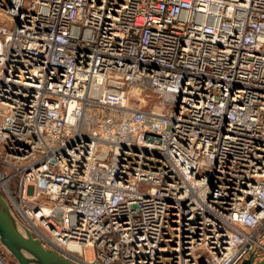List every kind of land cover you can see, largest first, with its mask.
<instances>
[{"label":"built area","instance_id":"1","mask_svg":"<svg viewBox=\"0 0 264 264\" xmlns=\"http://www.w3.org/2000/svg\"><path fill=\"white\" fill-rule=\"evenodd\" d=\"M0 194L74 264L264 259V0H0Z\"/></svg>","mask_w":264,"mask_h":264},{"label":"water","instance_id":"2","mask_svg":"<svg viewBox=\"0 0 264 264\" xmlns=\"http://www.w3.org/2000/svg\"><path fill=\"white\" fill-rule=\"evenodd\" d=\"M0 243L17 264H74L57 252L44 248L13 216L0 194ZM240 264H264L250 257Z\"/></svg>","mask_w":264,"mask_h":264},{"label":"rangeland","instance_id":"3","mask_svg":"<svg viewBox=\"0 0 264 264\" xmlns=\"http://www.w3.org/2000/svg\"><path fill=\"white\" fill-rule=\"evenodd\" d=\"M133 101L134 102H140V104L145 105L147 109H158V103H157V98L154 94L150 92H142L140 95H135L133 96ZM88 258H90V253H87ZM15 261V260H14Z\"/></svg>","mask_w":264,"mask_h":264},{"label":"bare ground","instance_id":"4","mask_svg":"<svg viewBox=\"0 0 264 264\" xmlns=\"http://www.w3.org/2000/svg\"><path fill=\"white\" fill-rule=\"evenodd\" d=\"M6 249V248H5Z\"/></svg>","mask_w":264,"mask_h":264}]
</instances>
